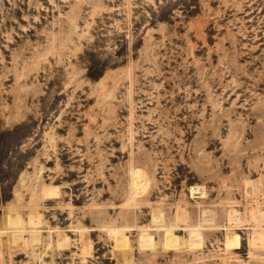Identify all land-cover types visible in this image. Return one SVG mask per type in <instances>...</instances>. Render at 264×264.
I'll list each match as a JSON object with an SVG mask.
<instances>
[{"label": "rangeland", "instance_id": "1", "mask_svg": "<svg viewBox=\"0 0 264 264\" xmlns=\"http://www.w3.org/2000/svg\"><path fill=\"white\" fill-rule=\"evenodd\" d=\"M0 232V264H264V0H0Z\"/></svg>", "mask_w": 264, "mask_h": 264}, {"label": "bare ground", "instance_id": "2", "mask_svg": "<svg viewBox=\"0 0 264 264\" xmlns=\"http://www.w3.org/2000/svg\"><path fill=\"white\" fill-rule=\"evenodd\" d=\"M108 231L110 232V233H113V234H117L118 233V230L117 229H108ZM1 233V232H0Z\"/></svg>", "mask_w": 264, "mask_h": 264}]
</instances>
